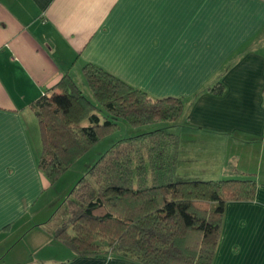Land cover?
I'll return each instance as SVG.
<instances>
[{
	"label": "crops",
	"instance_id": "0c3cea01",
	"mask_svg": "<svg viewBox=\"0 0 264 264\" xmlns=\"http://www.w3.org/2000/svg\"><path fill=\"white\" fill-rule=\"evenodd\" d=\"M87 64L182 100L165 127L180 136L177 180L238 178L230 162L256 180L254 201L227 204L213 264H264V0H0V264H137L76 258L55 237L84 173L50 184L31 105L68 75L88 89Z\"/></svg>",
	"mask_w": 264,
	"mask_h": 264
},
{
	"label": "trees",
	"instance_id": "16d2710c",
	"mask_svg": "<svg viewBox=\"0 0 264 264\" xmlns=\"http://www.w3.org/2000/svg\"><path fill=\"white\" fill-rule=\"evenodd\" d=\"M84 73L95 102L68 75L56 87L60 94L31 105L43 146L39 169L51 185L118 132L120 120L141 127L184 114L181 99L151 98L96 65ZM179 147L180 136L167 129L112 145L64 199L68 215L55 231L58 242L76 258L213 264L227 204L254 201L257 182L179 181Z\"/></svg>",
	"mask_w": 264,
	"mask_h": 264
},
{
	"label": "rangeland",
	"instance_id": "374dc122",
	"mask_svg": "<svg viewBox=\"0 0 264 264\" xmlns=\"http://www.w3.org/2000/svg\"><path fill=\"white\" fill-rule=\"evenodd\" d=\"M81 87H82L81 88L82 90L84 89L83 90V92H85L84 94L90 100H93L95 102V99H94L93 95L90 93L89 88L87 89V88H83V86H81ZM99 113L103 117L108 115V113L104 109H102V112H99ZM176 122H174V124ZM119 124H120V129L118 130V132H116L114 135L110 136L108 139H106V141L96 145L94 148H92L84 157H82L74 165L73 170H76V169L79 168V171H75V173H76L75 177H74V173L68 171L60 178V180L58 182V187L59 188H61V187L62 188L63 187H69L72 184H74V182L80 176V172H83L85 174L83 168L86 167L85 169L89 170L94 165V163L97 161V159L103 155L101 153H104L103 151H106V149L109 148L112 144L118 142L121 139H125L126 137L130 138V137H135L137 135L144 134V133H147V132L155 131V130H158V129H162V128L166 129L165 128L166 125H167V127H169L171 123L170 122H160V123H157V124L146 125V126H141V127H132L125 120H120ZM101 144H104V145H101ZM222 155H226V154L223 153ZM231 163L232 162H230V164H227L229 175L230 176H237L238 177L237 179H245L243 174H241V175L239 174L240 170L236 169L235 164L234 163L231 164ZM189 175L192 178L204 179L203 177L202 178L198 177L199 172H198L197 168H195V167L189 172ZM224 176H226V175H224ZM224 176H222V177H224ZM72 177H74V178H72ZM222 177H220L219 179H214V180H223V179H225V178H222ZM234 179H236V178H234ZM208 181H210V180H208ZM65 207H66V205L64 203L63 207H62L63 210L61 211V214H64L63 216L67 217L68 210ZM57 218H60V216H58ZM44 254H42L41 257H43Z\"/></svg>",
	"mask_w": 264,
	"mask_h": 264
}]
</instances>
